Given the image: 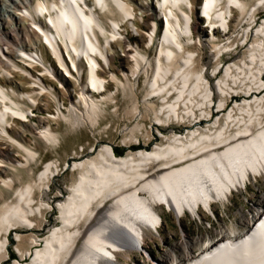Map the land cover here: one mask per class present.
Wrapping results in <instances>:
<instances>
[{
    "label": "bare ground",
    "instance_id": "obj_1",
    "mask_svg": "<svg viewBox=\"0 0 264 264\" xmlns=\"http://www.w3.org/2000/svg\"><path fill=\"white\" fill-rule=\"evenodd\" d=\"M145 1L139 9L151 23L142 47L127 35L139 33L135 0H0V264H125L134 251L132 264H264V189L205 235L181 230L160 257L144 249L159 237L165 214L199 226L218 208L228 217L232 199L264 181V18L257 21L264 0H202L211 38L242 24L240 37L211 44L208 62L194 0ZM50 100L51 119L70 130L85 126L95 142L59 157L68 133L48 121L33 137L57 156L35 173L39 150L24 133L35 116L45 122L35 110ZM112 117L139 118L123 127L125 144L139 135L150 143L154 130L159 141L116 154L105 139ZM52 212L56 222L47 219Z\"/></svg>",
    "mask_w": 264,
    "mask_h": 264
},
{
    "label": "rangeland",
    "instance_id": "obj_2",
    "mask_svg": "<svg viewBox=\"0 0 264 264\" xmlns=\"http://www.w3.org/2000/svg\"><path fill=\"white\" fill-rule=\"evenodd\" d=\"M148 1L151 2V0H148ZM146 2L147 1H145V0H135V7H136L137 18H138L137 23L139 24L138 35L132 34V32L130 30H128V32H127V35L130 36L131 41L138 43L142 47H145L147 44L146 33L149 31V29H150L149 24L151 23L150 20L146 19L147 13H143V11H141L139 9V5L145 4ZM201 3H202V0H194L195 9L193 12V14H194L193 18L196 22L199 23V24H197V26L199 25V27L201 26V28L203 26L206 27V28H204L205 32L202 31L201 34H203V32H204L203 36L207 40L205 42L204 47L201 49H202V53L204 55V62H208V61H212V58H213V54L210 55L211 44L213 42H215V44L221 45V44L227 42V39L231 38L233 40L234 38L240 37V31H241L242 24L239 22L238 23L231 22L232 25L230 28L231 30L229 32L230 35L225 36L220 31H217V32L213 31L214 36H213V38H211L210 34L207 33L208 30H205V29H208L207 28L208 22H206L207 20L200 18V10L199 9H200ZM236 16H237V14H236ZM257 17H258L257 21L260 23L262 21V19L264 18V11L259 10ZM233 21H235V20H233ZM212 40H215V41H212ZM125 45H126V43L124 41H121L119 46H117V49H116L117 52H119V50H121V49H124ZM41 50H42L44 55H47V52L44 48H42ZM237 51L238 52L240 51L239 53H241V48L238 47ZM150 53L153 55H157L156 47L153 48L150 51ZM208 54H209V57L211 60L208 58V56H207ZM121 58H123V60H124L125 56L121 55ZM234 58H235V54H233V53H231L229 55L223 54L224 62L229 61V60L231 61ZM51 61H53V60L51 59ZM129 63H130V61H128V59L126 58V63H123V64L128 66ZM120 64H121V62L118 59H116L115 64H113L112 66L114 68H117V66ZM211 66L212 65L210 63V67H209L210 70H211ZM53 85H55V87L60 89L59 84H56L55 82H53ZM72 86H73V83L70 81L68 87L70 89H73ZM109 89L113 90V89H115V86L112 83H110ZM138 90L139 91H138L137 97L139 98L138 102H139V105L141 106V111H142V109L143 110L145 109L144 106H146V105H144L143 103L140 102L141 97L144 95V89L142 88L141 83H139V85H138ZM74 94L76 95L77 93L74 92ZM74 94L72 93V96L75 97ZM62 96H63L64 103L67 104L68 103V96L67 97H65L64 95H62ZM120 96H121V93H119V97ZM120 98L121 99L119 100V102H120L121 107H126L128 105V103H126L125 101H128V100L124 99V98H123L124 99L123 100L122 97H120ZM235 98L238 100H241L242 97L241 96H235ZM234 101H235V99L232 98L230 103H229V106L232 105L234 103ZM154 102L156 103L155 105H157V106L160 105L159 101H154ZM39 107L42 109L43 106L39 105ZM108 108L111 109L112 107L109 105ZM41 109L36 108L35 111H36L37 115H42L44 117H47L46 119L44 118L45 122H42V123L39 122L38 118L35 116L34 121L32 123L33 127L30 129V131H26L24 133V137H25L26 142L36 144L35 147H36V149L39 150L41 160H39L36 165L32 166V167H34L35 173L42 169L44 163L47 160L52 159L53 157L57 156V154L59 157L70 156L73 151H78L80 148H82L81 145L88 148L90 145L94 144V142H95L94 138L91 136L88 129L85 128V126L80 125L79 127L74 128V130H70L71 128L68 127L63 120L51 119L50 116L52 115V113H54L56 111L55 104L51 100L49 102L47 109H44V110L43 109L41 110ZM53 118H55V117H53ZM112 118H113V120H112V122H110L109 127H111V129L112 128H114V129L105 135V137H106L105 139H107L114 146V148H117L119 151H121L123 153L127 152L128 150H135L134 148L137 149V147L143 148V149L144 148L150 149L156 142L159 141L158 133L154 130L153 139L150 140V143L146 139H144L142 137V135H139L138 140L135 139L133 143L129 142V143L125 144V142H123V139L125 138L124 133L122 132L123 127L134 125L136 122H138L139 118L134 119L132 121H130V120L126 121V120H122L120 118H114V117H112ZM152 120H153V114L149 113V117L143 121L145 128H148V126L151 124ZM48 121H49V123L52 124L53 128H56L58 131H66L68 133V135L65 139V142L57 150V154L55 152H53L52 150L45 149L42 145L35 143L36 141L33 137V136L38 134V131L41 128H43L45 125H47ZM103 122L105 124H107L108 120L103 121ZM16 125L19 128L20 122L17 121ZM16 125H15V130L17 129ZM175 125H177V124H175ZM178 130H180V131L184 130V126H182V125L178 126ZM127 134H129L128 131H127ZM145 143H149L150 145H147ZM11 148L13 149L12 152L15 156L21 155V153H19L17 151V148H13V147H11ZM65 176H66V182L69 184L71 182L70 181L71 173L69 171H67V174H65L63 177H65ZM63 177H60L57 179L58 181H60L58 183L61 184L62 181L64 183ZM51 188H52V191H54V189H55L54 183H52ZM263 189H264V181L262 179L257 184H253V185L249 186L245 195L239 194L232 199L231 205L227 209V212L229 214L228 217H224V215L221 212L222 208H218V209H216V217L209 215L208 221L210 224L207 222V220H204V223L199 226L194 222V220L183 219L181 221V224L179 225L177 222H175L171 213L165 214L164 215L165 222L162 224V226L160 228L161 233H160L159 237L157 239H155V238L148 239V243L144 249H146V251H148V255L150 257H153V258L156 256L160 257L161 254L163 253L164 249H170L172 245H174L176 242H178L180 240V237L182 236L181 230H183L184 233H186L188 235H193V236L197 235V234L205 235L206 234L205 227H207L206 229H209V231H212V228H214V227L218 228L220 218L229 220L230 217L235 216V214H237L239 212V209H241L242 207L244 208V210L247 209L251 203L247 200V198L258 197V195L261 194V191ZM244 205H246V207H244ZM57 215L58 214H56L55 212L48 213L47 219L50 221L56 222L57 221L56 220ZM9 254H10V258H12L11 255H14V258H17V252H16V249H15V246L13 243H11L9 246ZM137 255H139V253L137 251H134V254L131 255V258H122V262H125V264H132L133 260H136V257L139 258V256H137ZM4 264H11L10 260L6 261Z\"/></svg>",
    "mask_w": 264,
    "mask_h": 264
},
{
    "label": "trees",
    "instance_id": "obj_3",
    "mask_svg": "<svg viewBox=\"0 0 264 264\" xmlns=\"http://www.w3.org/2000/svg\"><path fill=\"white\" fill-rule=\"evenodd\" d=\"M134 149H136V148H134ZM116 154H118V155H122L123 154V152H121V151H119L118 149H116ZM12 258H14V255H12Z\"/></svg>",
    "mask_w": 264,
    "mask_h": 264
},
{
    "label": "built area",
    "instance_id": "obj_4",
    "mask_svg": "<svg viewBox=\"0 0 264 264\" xmlns=\"http://www.w3.org/2000/svg\"><path fill=\"white\" fill-rule=\"evenodd\" d=\"M139 144V143H138Z\"/></svg>",
    "mask_w": 264,
    "mask_h": 264
}]
</instances>
